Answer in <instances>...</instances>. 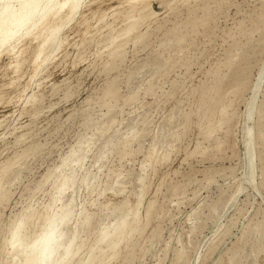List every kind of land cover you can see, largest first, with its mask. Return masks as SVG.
<instances>
[{
  "label": "rangeland",
  "instance_id": "rangeland-1",
  "mask_svg": "<svg viewBox=\"0 0 264 264\" xmlns=\"http://www.w3.org/2000/svg\"><path fill=\"white\" fill-rule=\"evenodd\" d=\"M150 1L151 8L141 11L137 27L129 31L125 27L139 13L132 11V0L86 1L55 32L59 49L39 66L31 60L33 52L41 46L43 53L53 50L47 42L42 45L45 30L19 40L15 71L11 54L0 53V248L23 208L30 204L39 212L57 197L43 176L61 157L73 159V151L84 150V167L94 172L101 152L109 150L96 178L74 198L75 207L81 203L92 217L78 229L75 243L93 244L90 237L118 212H128L132 221L140 166L151 164L149 150L163 147L168 158L155 163L151 174L144 172L148 189L138 208L149 213L142 218L146 224L121 241L115 255L105 248L95 264H264V170L258 158L259 190H235L245 172L243 112L251 104L264 45L249 49L248 43L236 50L229 37L238 22L247 27L264 0H221L205 29L189 23L203 16L201 10ZM257 38L254 34L250 42L255 45ZM236 40H244L240 32ZM237 54L243 57L224 65ZM216 66L229 92L204 93L214 79L207 71ZM221 102L233 110L220 115ZM263 102L264 77L260 109ZM129 125H135L133 138L127 136ZM208 129L213 130L205 136ZM115 134L122 140L107 143ZM260 134L257 155L264 151V131ZM118 173L122 184L115 185ZM98 213L103 224L92 216ZM27 229L38 226L27 224ZM0 258V264H12L10 254Z\"/></svg>",
  "mask_w": 264,
  "mask_h": 264
},
{
  "label": "bare ground",
  "instance_id": "bare-ground-1",
  "mask_svg": "<svg viewBox=\"0 0 264 264\" xmlns=\"http://www.w3.org/2000/svg\"><path fill=\"white\" fill-rule=\"evenodd\" d=\"M86 1L89 0H0V53L5 52L11 54L14 60H11L9 65L14 63L15 71L19 65L17 57L20 54L16 55L19 52V40L26 34L34 37L35 32L38 29H42L46 32V39H42V45L47 42L46 44L50 48L52 47L53 50L52 52L43 53L42 46L38 47L37 51L33 52V58L31 60L35 66H39V63L47 62L55 51V47L58 50L60 46V39L55 32L67 24L78 13ZM132 2L130 5L132 11L138 10L139 13L135 21L125 27V31L136 28L140 18H142L143 13L141 11L145 8H151L150 0H132ZM222 3L221 0H168L166 2L167 7L177 6L189 10L192 8L201 10L203 16L198 18L193 17L189 23L191 27L198 26L200 23L203 29L209 27L212 13L219 10L221 8L220 4ZM263 8L264 4L261 6V12L256 17L249 19L247 27L244 26L243 21H240L235 26V31L229 33L231 41L235 42L236 50L241 49L244 45H248V43H250L248 45L249 49H253L254 46L264 45ZM53 20L56 21L53 22ZM239 32L243 36V41L236 40V34ZM254 34L258 36L254 40L256 42L255 45L252 44L253 42H250V38ZM113 40L114 38H112ZM252 52L255 53V50ZM240 57L243 56L237 54V57L230 58L224 65L230 66L233 63V59H240ZM156 64L157 62H154L152 66ZM208 70L207 72L211 73L214 79L213 84L204 93L213 95L218 92H229L227 86L220 84L223 75L222 69L216 66ZM154 73V71H151L150 74L154 75ZM137 74H141V71H138ZM28 76L29 78L32 77L31 74H28ZM238 76L239 74L236 78ZM263 77L264 61L260 64L256 80L251 87V104L243 112V130L240 139L243 146L245 172L241 177V181L239 180L241 183L235 189L236 193L244 188H251L256 192L259 190V185L254 180L257 158L261 161V170H264V151L259 155L256 152L257 145L261 144L260 132L264 131V102L262 103V109H260L257 103ZM240 81L242 79L238 78L236 84L238 85ZM229 87L231 86L229 85ZM219 106L218 113L220 115L225 111L233 110V108H230L232 105L226 102H221ZM233 114L231 112L228 117H232ZM218 122L221 123V119H218ZM108 127L109 125L100 126L99 130L103 132ZM212 130L208 129L205 136H208ZM128 132L129 134L127 136L130 138L135 137V125H129ZM113 139L115 140L107 143L112 145L116 144L122 140V136L115 134ZM108 153L109 150L107 149L101 152L98 157L99 164L98 166L96 165L97 168L94 172L88 171L84 167V150H80L79 152L73 151L71 153L74 156L73 159H69L70 154L61 157V163L43 176V182L49 183L55 188L53 195H57V197L51 196L48 206L43 207L39 212L33 211L30 204L23 208L17 214L13 224L6 229V233L2 239L0 253L10 254V262L12 264H95L100 256L105 254L104 251L107 247L112 248L110 252L112 256L115 255L117 245L126 239L127 236L130 235L131 237L134 231H138L141 226L146 224V221H143L142 218H147L149 213L146 212L143 214L138 208L148 189V185L146 184L147 175L144 173L145 170H149L151 174L154 170V164L165 161L169 154L163 151V147L149 150L147 157L151 159V164L147 168L142 167L144 163L140 166L141 176L138 183L139 191L136 198V209L130 212L132 221L128 219V212L127 214L122 212L113 214L112 221L105 227H102L99 232L93 234V237H90L94 240L93 244L89 243L87 246L86 243H82L78 245L75 243L80 233L78 229L85 224H90L89 220L92 217L88 211L83 209L81 203H79V208L75 207L74 198L81 193L83 187L96 178L97 171L103 166V162ZM119 176L120 173L115 174V185L122 184L118 180ZM207 182H211V178ZM65 193L68 195L66 201H63L62 199ZM235 194L233 195L235 196ZM232 201L233 197L230 198L228 203L231 204ZM59 202H61V205H59ZM219 205L220 202L217 201L213 204L212 210H216ZM124 206L126 204L121 207L123 208ZM92 216L95 221L98 220L97 222H102L101 224H103V217L99 213L97 215L92 214ZM136 219L138 220L134 224L133 222ZM27 224L31 226L37 225L38 229L30 231L27 229Z\"/></svg>",
  "mask_w": 264,
  "mask_h": 264
}]
</instances>
